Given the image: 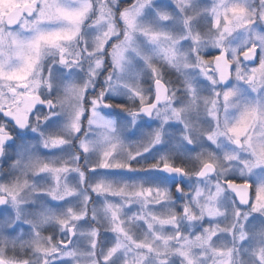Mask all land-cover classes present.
I'll list each match as a JSON object with an SVG mask.
<instances>
[{
	"label": "snow or ice",
	"instance_id": "1",
	"mask_svg": "<svg viewBox=\"0 0 264 264\" xmlns=\"http://www.w3.org/2000/svg\"><path fill=\"white\" fill-rule=\"evenodd\" d=\"M0 264H264V0H0Z\"/></svg>",
	"mask_w": 264,
	"mask_h": 264
},
{
	"label": "flooded vegetation",
	"instance_id": "2",
	"mask_svg": "<svg viewBox=\"0 0 264 264\" xmlns=\"http://www.w3.org/2000/svg\"><path fill=\"white\" fill-rule=\"evenodd\" d=\"M131 2V0H125V3H130Z\"/></svg>",
	"mask_w": 264,
	"mask_h": 264
},
{
	"label": "rangeland",
	"instance_id": "3",
	"mask_svg": "<svg viewBox=\"0 0 264 264\" xmlns=\"http://www.w3.org/2000/svg\"><path fill=\"white\" fill-rule=\"evenodd\" d=\"M208 2L210 3V0H208Z\"/></svg>",
	"mask_w": 264,
	"mask_h": 264
}]
</instances>
